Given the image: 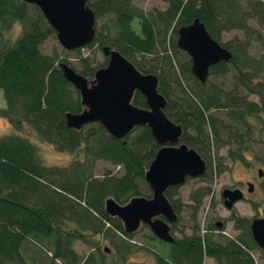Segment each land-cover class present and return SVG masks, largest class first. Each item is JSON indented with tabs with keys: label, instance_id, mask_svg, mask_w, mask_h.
I'll use <instances>...</instances> for the list:
<instances>
[{
	"label": "trees",
	"instance_id": "16d2710c",
	"mask_svg": "<svg viewBox=\"0 0 264 264\" xmlns=\"http://www.w3.org/2000/svg\"><path fill=\"white\" fill-rule=\"evenodd\" d=\"M159 1L164 4L162 9L146 12L133 0H86L95 17V35L84 46L95 45L98 51L107 46L139 71L154 74L157 92L165 99L164 114L181 126L180 141L206 164L196 178L199 185L187 195L188 203L179 197L183 183L165 191L177 215L171 230L179 237L163 243L149 235V240L167 247L165 254L152 250L153 264H205V259L211 260L209 264H256L253 253L259 252L264 260V252L251 238L248 218L232 210L228 221L235 234L228 237L214 235L218 230L209 223L200 234L197 214L211 193L212 177L225 170L226 161L244 162V153L252 152L255 133L263 129L264 0ZM194 18L231 54L226 63L209 68L203 84L190 74L189 57L175 43L176 29ZM98 20L101 25L96 27ZM232 30H239L244 39L236 36L221 42V36ZM51 34L53 30L35 5L0 0V93L4 102L0 117L12 128L0 136V264H106L108 247L101 248L96 236L107 240L121 262L125 253L135 249L133 234L124 233L120 221L104 213L103 203L107 198L124 204L134 196L150 197L143 173L159 145L144 126L121 139L110 137L96 123L79 130L65 126L64 113H77L81 107L77 91L62 77L58 63L91 78L105 64V57L97 65L94 57L81 55V48L63 49L60 58L46 54L40 46ZM251 42L260 48L257 57L249 52ZM220 77L223 80L216 82ZM132 101L144 107L140 93H134ZM24 127L36 141L22 133ZM37 139L67 154L68 163L43 164ZM99 161L118 169L105 168L96 176ZM261 191L259 217L264 219V186ZM185 217L188 221L183 225ZM75 241L89 245L90 251L79 256L73 249ZM32 248L40 255H33Z\"/></svg>",
	"mask_w": 264,
	"mask_h": 264
},
{
	"label": "water",
	"instance_id": "95a60500",
	"mask_svg": "<svg viewBox=\"0 0 264 264\" xmlns=\"http://www.w3.org/2000/svg\"><path fill=\"white\" fill-rule=\"evenodd\" d=\"M22 1L40 10L63 49L82 48L93 40L95 17L86 0ZM175 43L189 57L190 73L200 83L205 82L211 66L227 62L231 57L211 38L198 18L176 29ZM100 51L106 62L94 70L91 78L75 72L66 63H58L62 77L77 91L81 107L77 113L65 112L64 124L69 129L79 130L88 123H96L115 139L125 137L137 127L149 130L159 145L143 173L150 197L134 196L124 204L107 198L103 211L117 218L126 234L145 226L159 241L172 243L171 224L177 215L164 193L172 186L181 185L188 177L201 175L206 164L193 148L180 142L181 126L164 114L165 99L157 92L156 76L139 71L114 49L102 46ZM136 92L142 95L144 107L133 104ZM250 186L248 184V191H251ZM239 198L238 190L222 192L223 205L228 210ZM249 230L255 245L264 252V219L252 218Z\"/></svg>",
	"mask_w": 264,
	"mask_h": 264
},
{
	"label": "rangeland",
	"instance_id": "374dc122",
	"mask_svg": "<svg viewBox=\"0 0 264 264\" xmlns=\"http://www.w3.org/2000/svg\"><path fill=\"white\" fill-rule=\"evenodd\" d=\"M133 3L146 12L152 10L153 8L162 9L164 7V4L159 0H133ZM99 25H101V20L97 21L96 27H98ZM261 35L264 41V32H262ZM236 36L239 40L244 39V37H242V33L239 30H232L227 33H224L221 36L220 41L225 42ZM40 49L46 54L54 53L59 58L64 57L63 48L58 44L55 34L49 35L47 39L41 44ZM259 50L260 48L256 44L251 42L249 52L252 53L255 57H257ZM80 53L83 56L89 55L90 57H94V63L97 65H101L104 61V56L100 51L97 50L95 45H93L91 48H81ZM71 56V54L68 55L69 61H73V59H71ZM221 80H223L222 77L218 78L216 82L219 83L221 82ZM225 85H228V83H225ZM249 98L250 100H254L252 96H250ZM3 105L4 102L0 93V107H3ZM10 132H12L10 124L6 119L0 117V136ZM22 133L28 136L29 139H31L32 141H36L35 135L31 132L29 128L24 127L22 129ZM261 139L262 144H260L259 139H256L251 146L252 152L248 151L244 154V161L248 164L247 168L244 165L239 164L238 162H236L235 164H230L226 161L224 163L226 167L225 170L220 175H214L212 177V180L210 182L211 193L208 197L203 200L200 210L197 214V223L199 230L201 228H205L207 223L213 224L215 223V221H222L223 225L220 227L219 231H215L213 232V234L216 235L217 233H221L222 235H226L228 237L233 236L235 234L231 228V222L228 221V216L230 213L224 209L223 205L221 204V201L219 200L220 190L222 187L228 186L232 182H235L239 179L243 181L250 180L251 177H253V174L257 172L258 168L264 171V163H262L264 162L262 160L264 158V155L261 152V145L264 144V125ZM36 145H39L38 147L39 149H41L40 152L42 153L40 154L43 164L62 166L68 163L69 159L67 154H64L63 152L54 151L48 144H45L42 141H39ZM220 153L224 154V150H221ZM105 168L111 169L112 172H115L117 170L115 167H112L109 163L99 161L94 169L95 175L99 176ZM199 183L200 182L196 178H193L187 182H184L178 188L179 197L183 204L188 203L187 195L189 191L197 187ZM261 186L259 184H256L253 192L249 194V200L236 202L233 206V211H235L238 215L246 217L248 219L260 216L261 209L263 207V194L261 191ZM211 201L213 205H211ZM252 205H254V207H252ZM183 214H185V212H183ZM187 221L188 218L185 217V219H183L182 221L183 225L184 223H187ZM180 226L181 223L178 224V227ZM170 232L173 237H179V233L177 231L170 230ZM149 235H151V233L145 226H141L135 233H133L132 239L134 241L133 243L135 244V249H133L129 253H125L123 255L124 260H121V262L120 259L117 258V256L119 255L115 256L112 253L113 249L109 245L107 240L99 239L98 236H96L95 239L97 241L99 240L98 245L101 248L108 247V250L105 252L106 264H153L152 250H155L160 254H165L167 247L165 245H162L161 243H158L155 240H149ZM73 249L78 253L79 256L83 257L90 251L91 247L80 241H75L73 243ZM31 252L33 253V255H40L39 252L34 248L31 249ZM253 257L255 259L256 264H264V260L259 257V252L253 253ZM204 263L209 264L211 263V260L205 259Z\"/></svg>",
	"mask_w": 264,
	"mask_h": 264
},
{
	"label": "flooded vegetation",
	"instance_id": "af4514ba",
	"mask_svg": "<svg viewBox=\"0 0 264 264\" xmlns=\"http://www.w3.org/2000/svg\"><path fill=\"white\" fill-rule=\"evenodd\" d=\"M105 62H106V58H105ZM221 63H226V62H221ZM190 68V67H189ZM190 71V70H189ZM191 74V73H190ZM208 77V76H207ZM207 79V78H206ZM205 83V82H204ZM201 84H203V83H201ZM253 98H254V100H256V98L254 97V96H252ZM260 116H262V114L260 115ZM263 119H264V117H263ZM262 131H263V129L262 130H259L258 132H256L255 133V140L256 139H259V138H261L260 136H262L261 134H263L262 133ZM181 142V141H180ZM255 142V141H254ZM181 143H183V142H181ZM185 144V143H184ZM246 152H248V151H246ZM245 152V153H246ZM244 153V154H245ZM243 159H244V156H243ZM263 161H264V158L262 159ZM230 163V162H229ZM234 164L236 163V162H233ZM239 164H242V165H244L246 168H247V166H248V164H247V162H238ZM262 163H264V162H262ZM230 164H232V163H230ZM205 170H206V168H205ZM204 173V172H203ZM202 173V174H203ZM258 173H260V175L261 176H258ZM201 174V175H202ZM200 176V175H199ZM198 177V176H197ZM197 177H194V178H197ZM187 179V178H186ZM248 184H250L251 186V191H248L247 189H248ZM256 184H259L260 186L262 185V186H264V171H262L260 168H258L257 169V172H255V174H253V177H251V179L250 180H241V179H239V180H237V181H235V182H232L230 185H228V186H225V187H222L221 188V190H220V201H221V204L223 205V199H222V192H223V190H228V191H233V190H238V192L240 193V198L236 201V202H238V201H247V200H249V194H251L252 192H253V190L255 189V186H256ZM236 202H234L233 204H232V208L230 209V210H228V209H226L225 207H224V205H223V207H224V209L226 210V211H228L229 213H230V211H232L233 210V206H234V204L236 203ZM230 215V214H229ZM259 217V216H258ZM228 218H229V216H228ZM252 218H256V217H252ZM252 218H250L249 220H251ZM213 225L217 228V230L219 231V229H220V227L223 225V222L222 221H215V223H213ZM219 226V227H218ZM152 236V235H151ZM155 238V237H154Z\"/></svg>",
	"mask_w": 264,
	"mask_h": 264
},
{
	"label": "built area",
	"instance_id": "2783aa9c",
	"mask_svg": "<svg viewBox=\"0 0 264 264\" xmlns=\"http://www.w3.org/2000/svg\"><path fill=\"white\" fill-rule=\"evenodd\" d=\"M205 232L204 229H200V233L203 234Z\"/></svg>",
	"mask_w": 264,
	"mask_h": 264
}]
</instances>
